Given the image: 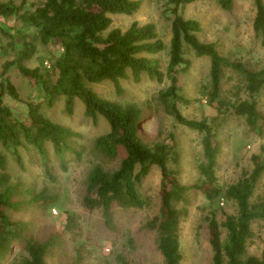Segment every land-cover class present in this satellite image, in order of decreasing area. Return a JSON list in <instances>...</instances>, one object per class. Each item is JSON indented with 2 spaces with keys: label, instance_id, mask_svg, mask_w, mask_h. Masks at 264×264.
I'll return each instance as SVG.
<instances>
[{
  "label": "trees",
  "instance_id": "1",
  "mask_svg": "<svg viewBox=\"0 0 264 264\" xmlns=\"http://www.w3.org/2000/svg\"><path fill=\"white\" fill-rule=\"evenodd\" d=\"M198 1L202 0H169L166 13L171 23V40L166 75L170 84L157 96L167 115L202 136L204 160L198 165L200 178L193 185H182L178 179L176 168L180 152L173 137L169 142L157 138L144 140L139 129L146 114L141 107L102 98L91 88L94 84L112 82L120 93V80L126 79L128 72L135 80H139L143 73L159 83L163 80L164 74L159 70L157 60L153 63L141 56L156 55L165 46L154 24L137 20L142 8L140 0H45L32 10L26 8L24 0L20 4L12 1L0 3V18L15 16L25 27L36 31L34 39L24 43L19 56L3 65L1 73L0 262L11 252L14 243H21L27 254L21 264H48L47 256L59 239L50 236L41 240L29 232L27 222L14 219V212L26 205H47L49 197L32 194L28 202L16 200L18 186L10 184L8 157L23 169L21 149L27 153L33 151L41 160L45 159L43 165L54 157L63 169L71 155L75 160L81 157L83 152L74 147L78 134L55 122L43 111L45 103L54 106L64 99L67 112H72L78 100L83 104L87 118L94 123L103 119L108 124L109 131L92 142L98 157L113 161L122 155L115 169H106L97 160L93 164L84 197L87 210L100 211L105 222L112 225L115 210L142 209L145 200L140 194L141 184L156 168L161 175L159 209L146 226L156 234L164 264H181L183 260L181 225L188 215L186 204L190 193H199L216 207L206 218L212 264H264V254L262 257L246 256L253 237V224L264 219V199L253 200L264 173L262 154H255L252 169L225 188L218 184L216 175L221 151L219 136L229 113L243 117L252 131L264 133V114L256 100L264 89V69H252L241 61L231 60L215 43L200 40L201 23L186 19L182 13L184 7ZM216 1L227 12H232L235 7V0ZM253 3L256 12L253 30L264 48V0H253ZM115 16L128 18L129 26L112 28ZM52 42H58L62 49L52 69L44 74L39 68H28L25 62L35 54L37 45ZM189 52L197 58L209 60V103H216L219 113L210 120L188 119L180 110L181 105L189 103L178 85V74L191 67L192 62L186 58ZM13 66L23 77L33 80L44 93V100L25 102L26 114L23 115L17 114L5 102L6 95L16 103L22 101L15 85L5 78ZM231 80H236L235 96L243 92L247 99H238L239 102L225 99L223 83ZM222 200L234 203L236 213L229 214L219 206ZM180 202H184L183 207L178 205ZM75 260V264H81L79 255Z\"/></svg>",
  "mask_w": 264,
  "mask_h": 264
},
{
  "label": "rangeland",
  "instance_id": "2",
  "mask_svg": "<svg viewBox=\"0 0 264 264\" xmlns=\"http://www.w3.org/2000/svg\"><path fill=\"white\" fill-rule=\"evenodd\" d=\"M12 1L20 4L22 0H0V3ZM27 9H34L45 0H24ZM142 8L137 15L141 23H152L164 43V49L156 55L142 54L153 63L158 62L159 70L164 74L159 83L143 73L135 80L131 72L128 77L120 80L122 91L118 93L112 82L94 84L91 88L102 98L122 105L133 104L146 114L140 125V135L144 140L158 139L172 141L173 137L179 146L180 162L176 168L182 185H193L200 178L198 165L203 159L202 136L178 124L167 115L157 96L165 90L170 82L166 75L171 40V23L167 19L166 10L169 0H140ZM186 19H194L201 23L199 33L201 41L215 43L221 53L231 60H238L252 69H264V48L260 38L253 30L255 7L253 0H235L232 12L221 9L216 0H202L187 5L182 10ZM130 20L123 16H115L112 28L125 29ZM5 33H8L6 35ZM36 31L23 25L15 16L0 18V82L3 65L16 59L24 48V43L34 39ZM62 49L58 42L47 45H37V51L26 66L30 69L39 68L47 74L52 69L55 60L61 55ZM192 64L186 72L178 74V85L181 94L189 99V103L181 105V113L188 119L204 120L217 116L216 103H209V70L207 58H197L192 52L186 55ZM5 78L17 88L21 102L13 101L5 96V102L17 114H26L28 101L44 100V93L38 85L21 75L13 66ZM236 80L223 83V96L232 102L247 99L241 92L238 96L235 89ZM236 92V93H235ZM235 93V94H234ZM239 97V98H238ZM261 112L264 114V89L256 98ZM65 100L54 106L43 105L44 113L55 122L70 128L78 137L74 147L83 154L80 158L70 160L63 169L60 161L51 157L47 165L34 153L21 149L23 164L20 168L10 157L9 172L11 185L18 186L15 197L19 201H29L33 195L49 197L47 205L25 206L14 212V219L29 224V232L37 238L45 240L50 236L59 238L51 253L47 256L48 264H75L76 257H81V264H164L158 249L155 232L147 226V222L158 212L159 188L161 175L154 168L151 174L141 184L140 194L145 200V206L137 211L113 212L112 225H108L102 213L98 210L90 212L84 204L87 179L93 164L97 161L106 169L119 166L122 155L110 161L98 157L92 142L109 131L105 120L94 123L85 116L83 104L76 100L71 113L67 112ZM219 140L221 151L218 156L216 175L218 184L227 187L237 182L242 174L253 167L252 157L262 154L264 161V133L252 131L245 119L229 113ZM264 127V124L263 126ZM42 161V162H41ZM28 191L29 193H25ZM31 191V193H30ZM33 194V195H32ZM264 199V173L256 187L253 200ZM188 215L181 225V264H212V249L209 244L207 216L216 208L211 206L199 193L187 195ZM184 206V202L178 204ZM227 213L235 214L236 205L222 200L219 204ZM218 211V218H220ZM71 220V222H70ZM69 226V227H67ZM226 237V233H223ZM264 254V219L253 224V237L248 245L246 256L262 257ZM27 256L21 243H14L11 252L6 254L0 264H21Z\"/></svg>",
  "mask_w": 264,
  "mask_h": 264
}]
</instances>
